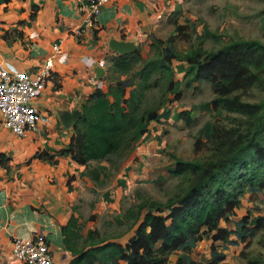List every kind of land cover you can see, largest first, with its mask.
Masks as SVG:
<instances>
[{"label": "trees", "instance_id": "obj_1", "mask_svg": "<svg viewBox=\"0 0 264 264\" xmlns=\"http://www.w3.org/2000/svg\"><path fill=\"white\" fill-rule=\"evenodd\" d=\"M173 23L177 34H184L186 26ZM203 36L215 42L221 40L206 25ZM172 41L168 38L159 57L143 64L138 72V89L130 90V84L118 81L106 92L95 90L61 154L85 165L110 157L120 147H130L138 134L149 130L148 125L142 126L144 121L158 120L155 109L136 115L140 93L157 84L156 79L152 84L149 79L158 70L167 79L166 91L172 92L173 84L182 80L175 78L174 68L179 61L188 66L180 73L187 85L210 82L213 97L205 106L227 113L228 121L215 119L209 139H195L194 150H204L205 157L175 161L174 174L188 182L184 190L164 203H142L135 211L128 210L131 222L124 234L99 240L91 237L79 249L70 247L72 257L67 264H168L170 255L178 250L181 253L175 264H227L216 242L236 246L264 227L263 215L249 213L235 223V229L220 224L237 214L244 194L264 190V42L234 39L215 50H206L199 41L191 53L180 56L173 50ZM139 57L137 50L129 57L120 54L112 68L118 74H128ZM254 93L259 95L257 99L245 98ZM178 98L179 93H174L173 98L165 96L159 104ZM180 114L188 119L191 110ZM91 172L98 178L96 170ZM75 228L77 219L72 215L62 228L68 248ZM208 239V259H193L189 251L198 241Z\"/></svg>", "mask_w": 264, "mask_h": 264}, {"label": "crops", "instance_id": "obj_2", "mask_svg": "<svg viewBox=\"0 0 264 264\" xmlns=\"http://www.w3.org/2000/svg\"><path fill=\"white\" fill-rule=\"evenodd\" d=\"M181 2L117 0L101 8L92 28L76 35L73 30L83 25L76 0H0L1 65L35 73L53 53V45L67 55L63 62L54 61L35 99L41 116L35 130L17 136L2 126L0 115V264H12L13 235L44 234L52 264H67L71 248L79 249L71 239L68 248L62 228L72 215L81 224L75 204L81 192L93 186L87 169L97 161L78 164L61 154L79 119L65 127L60 113L75 109L82 113L96 89L106 92L114 84L118 72L112 67L120 54L110 48V40L132 41L142 53L140 48L148 47L152 37H161L165 19ZM88 57L104 60L105 65L89 66ZM146 124L150 133L157 132L151 120ZM137 152L133 149L123 162V169L129 170L125 177L131 175Z\"/></svg>", "mask_w": 264, "mask_h": 264}, {"label": "rangeland", "instance_id": "obj_3", "mask_svg": "<svg viewBox=\"0 0 264 264\" xmlns=\"http://www.w3.org/2000/svg\"><path fill=\"white\" fill-rule=\"evenodd\" d=\"M174 21L186 26L184 34H177ZM164 23L167 26H163L161 37H152L153 42L148 47L140 48L142 53L131 71L122 76L118 74L114 84L127 81L130 90L138 89L141 67L147 60L159 57L161 47L168 44L167 39L170 37L173 38V50L180 56L191 53L198 47L199 41L206 50H215L234 39H258L264 42V0H182ZM205 25L220 35L219 42L203 36ZM187 68L184 61H179L175 66V78L182 80L173 84L172 92L166 91L167 79L158 70L149 79L151 84L156 79L157 84L140 93V99L136 102V115H146L149 110L155 109L158 120H151V124L157 132L150 133L149 129L138 134L130 147H120L110 157L95 162L87 169L93 186L82 191L75 204L81 224L78 223L79 228L74 229L70 239L76 248L83 247L91 237L94 240L119 237L131 222L128 210L135 211L137 205L142 203H164L184 190L188 182L185 177L174 174L175 161L205 157L204 150H194L195 139L208 140L215 119L228 121L227 113L214 112L205 106V102L213 97L209 81L201 80L190 85L183 81L180 73ZM174 93H179L178 99L172 103L159 104L165 96L173 98ZM258 97L254 93L245 98L254 100ZM183 110H191L188 119L181 116ZM147 121L142 126L147 125ZM148 144L151 149L147 151ZM133 149L138 154L136 158L133 157L135 162L131 175L125 177L129 170L123 169V162ZM95 170L98 178H94L91 172ZM247 213L264 216V190L257 194H244L237 214L228 222L221 221L220 224L235 229V223ZM91 215H94L92 219L89 218ZM209 244V239L198 241L189 255L197 261H206ZM216 245L218 250L225 253L224 261L227 264H264V227L253 238L239 242L236 246L222 242ZM180 253L178 250L171 254L168 264H175ZM12 264L21 263L12 260Z\"/></svg>", "mask_w": 264, "mask_h": 264}, {"label": "built area", "instance_id": "obj_4", "mask_svg": "<svg viewBox=\"0 0 264 264\" xmlns=\"http://www.w3.org/2000/svg\"><path fill=\"white\" fill-rule=\"evenodd\" d=\"M76 1L83 18V25L76 27L73 33L79 35L85 28H92L97 23L98 14L104 5L117 0ZM52 48L53 53L46 58L44 65L35 73L8 69L0 64L1 123L3 127L17 136H26L28 132L36 129L41 116L34 103L35 99L44 89L54 61L66 60V53L61 52L58 45H53ZM87 59L89 66L94 63L102 67L105 65L104 60L96 61L91 57ZM11 257L21 264H52L53 262L52 252L44 234H37L31 238L13 235L11 237Z\"/></svg>", "mask_w": 264, "mask_h": 264}, {"label": "water", "instance_id": "obj_5", "mask_svg": "<svg viewBox=\"0 0 264 264\" xmlns=\"http://www.w3.org/2000/svg\"><path fill=\"white\" fill-rule=\"evenodd\" d=\"M109 46L112 50L116 51L118 54H129L133 53L137 47L132 41H124V40H117L112 39L109 42ZM97 74L99 76L103 75V71L101 69L97 70ZM125 84L127 85L128 82L126 81ZM82 113L80 110L75 109L73 111H64L60 113V120L62 121L65 127L71 126L75 121H77L81 117Z\"/></svg>", "mask_w": 264, "mask_h": 264}]
</instances>
